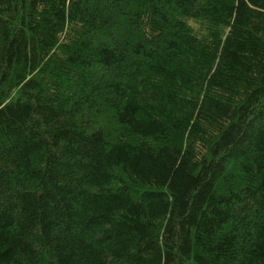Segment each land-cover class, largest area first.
<instances>
[{"label": "trees", "instance_id": "16d2710c", "mask_svg": "<svg viewBox=\"0 0 264 264\" xmlns=\"http://www.w3.org/2000/svg\"><path fill=\"white\" fill-rule=\"evenodd\" d=\"M0 264H264V0H0Z\"/></svg>", "mask_w": 264, "mask_h": 264}]
</instances>
